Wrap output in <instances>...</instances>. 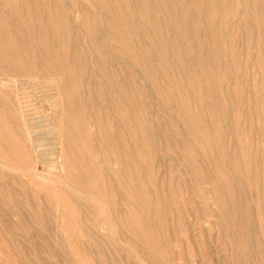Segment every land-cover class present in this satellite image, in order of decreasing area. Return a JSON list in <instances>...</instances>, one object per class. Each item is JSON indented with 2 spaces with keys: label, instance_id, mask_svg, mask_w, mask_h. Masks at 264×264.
<instances>
[{
  "label": "rangeland",
  "instance_id": "374dc122",
  "mask_svg": "<svg viewBox=\"0 0 264 264\" xmlns=\"http://www.w3.org/2000/svg\"><path fill=\"white\" fill-rule=\"evenodd\" d=\"M143 1L0 0V264H264V0Z\"/></svg>",
  "mask_w": 264,
  "mask_h": 264
},
{
  "label": "bare ground",
  "instance_id": "6f19581e",
  "mask_svg": "<svg viewBox=\"0 0 264 264\" xmlns=\"http://www.w3.org/2000/svg\"><path fill=\"white\" fill-rule=\"evenodd\" d=\"M143 1V0H142ZM144 2V1H143ZM209 2H210V0H209ZM243 2V1H242ZM160 3H161V1H160ZM211 3H212V1H211ZM214 3V2H213ZM226 3V2H225ZM220 4V3H219ZM252 4V3H251ZM144 5H145V3H144ZM172 5V4H171ZM208 5V4H207ZM217 5V4H216ZM221 5V4H220ZM224 5V4H223ZM231 5V4H230ZM144 7H146V6H144ZM232 9V8H231ZM146 10V9H145ZM222 10V9H221ZM107 11H108V9H107ZM208 11V10H207ZM248 11V10H247ZM136 12V11H135ZM138 12V11H137ZM183 12V11H182ZM209 12V11H208ZM227 12V11H226ZM225 12V13H226ZM195 13V12H194ZM214 13V12H213ZM145 14V13H144ZM228 14V13H227ZM4 15V14H3ZM203 17V16H202ZM80 18V17H79ZM166 18V17H165ZM197 18V17H196ZM195 18V19H196ZM112 19V18H111ZM205 19H206V17H205ZM223 19V18H222ZM118 20V19H117ZM136 20V19H135ZM243 20V19H242ZM262 20V19H261ZM86 21V20H85ZM180 21V20H179ZM254 21V20H253ZM223 23V22H222ZM186 24V23H185ZM191 24V23H190ZM195 24V23H194ZM220 24H221V22H220ZM215 25V24H214ZM234 26V25H233ZM208 27V26H207ZM213 27V26H212ZM192 28V27H191ZM196 28V27H195ZM214 28H215V26H214ZM151 31V30H150ZM223 31V30H222ZM146 32V31H145ZM162 32V31H161ZM219 32V31H218ZM153 33V32H152ZM155 34V33H154ZM153 34V35H154ZM186 35V34H185ZM196 36H198V34L196 35ZM226 37V36H225ZM151 38V37H150ZM156 38H157V36H156ZM154 39V38H153ZM158 39V38H157ZM189 39V38H188ZM185 40V39H184ZM232 40V39H231ZM229 41V40H228ZM230 42V41H229ZM154 43V42H153ZM206 43V42H205ZM237 43V42H236ZM172 44V43H171ZM229 44V43H228ZM159 45V44H158ZM188 46H190V45H188ZM227 46V45H226ZM147 47V46H146ZM189 48H191V47H189ZM208 48V47H207ZM206 48V49H207ZM153 49V48H152ZM207 51V50H206ZM154 52V51H153ZM210 52H211V50H210ZM205 53V52H204ZM220 53V52H219ZM233 53V52H232ZM100 55V54H99ZM234 55V54H233ZM236 55V54H235ZM255 57V56H254ZM237 58V57H236ZM259 58V57H258ZM239 59V58H238ZM207 60L208 61H210L208 58H207ZM214 60V59H213ZM167 61V60H166ZM216 61V60H215ZM163 62H165V61H163ZM246 62V61H245ZM125 63V62H124ZM211 64V63H210ZM64 65V64H63ZM68 66V65H67ZM251 66V65H250ZM142 69V68H141ZM77 70V69H76ZM215 70V69H214ZM133 71V70H132ZM135 71V70H134ZM78 72V71H77ZM76 72V73H77ZM145 72V71H144ZM178 72V71H177ZM183 72V71H182ZM195 72V71H194ZM74 73V72H73ZM235 74V73H234ZM240 75H242V74H240ZM80 76V75H79ZM256 76V75H255ZM7 77H9V76H7ZM59 77V76H58ZM12 78V77H11ZM31 78V77H30ZM29 80V79H28ZM88 81V80H87ZM60 82V81H59ZM221 82V81H220ZM199 84V83H198ZM203 85V84H202ZM206 85V84H205ZM204 85V86H205ZM164 86V85H163ZM60 87V86H59ZM165 88V87H164ZM214 89V88H213ZM215 90V89H214ZM175 96V95H174ZM235 97V96H234ZM229 98V97H228ZM236 100V99H235ZM239 100V99H238ZM167 101V100H166ZM241 102V101H240ZM90 103V102H89ZM239 103V102H238ZM244 105V104H243ZM245 106V105H244ZM90 107V106H89ZM170 108V107H169ZM233 108V107H232ZM250 108V107H249ZM48 109V108H47ZM247 109V108H246ZM49 110V109H48ZM96 110V109H95ZM236 110V109H235ZM103 111V110H102ZM240 112V111H239ZM249 112V111H248ZM47 113H48V111H47ZM104 113V112H103ZM176 113V112H175ZM186 113V112H185ZM206 113V112H205ZM208 113H210V112H208ZM254 113V112H253ZM252 113V114H253ZM1 114V113H0ZM117 115V114H116ZM233 115V114H232ZM255 116V115H254ZM98 119H99V117H98ZM3 120V119H2ZM262 120V119H261ZM263 121V120H262ZM35 123V122H34ZM29 125H30V123H29ZM83 125V124H82ZM31 126V125H30ZM43 126V125H42ZM18 128V127H17ZM45 128H47V127H45ZM131 128V127H130ZM49 130V129H48ZM172 130V129H171ZM175 130V129H174ZM110 131V130H109ZM50 132V131H49ZM137 133V132H136ZM43 135V134H42ZM133 135V134H132ZM47 136V135H46ZM136 137V136H135ZM178 138V137H177ZM48 139V138H47ZM170 139H171V137H170ZM181 139V138H180ZM125 141V140H124ZM47 142V141H46ZM186 142V141H185ZM37 144V143H36ZM51 144H53V143H51ZM195 144V143H194ZM255 144V143H254ZM49 145H50V143H49ZM54 145H56V144H54ZM202 145V144H201ZM38 146V145H37ZM42 146V145H41ZM47 147V146H46ZM45 147V148H46ZM61 147V146H60ZM37 148V147H36ZM41 148V147H40ZM48 148H50V146L48 147ZM55 148V147H54ZM100 148V147H99ZM35 149V148H34ZM51 149H52V147H51ZM61 149V148H60ZM39 151V150H38ZM35 152V151H34ZM37 152V151H36ZM62 152V151H61ZM201 153V152H200ZM37 154H38V152H37ZM22 155H24L23 153H22ZM39 155V154H38ZM252 155V154H251ZM256 156V155H255ZM237 157V156H236ZM36 158H38V157H36ZM52 158V157H51ZM126 158V157H125ZM232 158V157H231ZM39 159V158H38ZM41 159V158H40ZM234 159V158H233ZM239 159V158H238ZM43 160V159H42ZM222 160H223V157H222ZM235 160H237V158L235 159ZM37 161V160H36ZM44 161H45V159H44ZM47 161H50V160H47ZM238 161V160H237ZM240 161V160H239ZM43 162V161H42ZM130 162V161H129ZM202 162V161H201ZM207 162V161H206ZM40 163V162H39ZM64 159H63V157H62V155H59L58 156V159H57V163H56V165L55 166H57L56 167V171H58L57 173H56V171H55V173H56V175L54 176L57 180H60L62 177H63V169H64ZM131 163V162H130ZM244 163V162H243ZM44 164V163H43ZM143 164V163H142ZM205 164V163H204ZM47 165V164H46ZM54 165V164H53ZM107 165V164H106ZM207 165H208V163H207ZM214 165V164H213ZM51 166V165H50ZM147 166V165H146ZM111 167V166H110ZM9 168V167H8ZM38 168V167H37ZM41 168V167H40ZM144 168H146V167H144ZM210 168V167H209ZM16 169V168H15ZM111 169H112V167H111ZM11 170V169H10ZM14 170V169H13ZM29 170H30V168H29ZM36 170V169H35ZM42 170V169H41ZM53 170V169H52ZM113 170V169H112ZM38 171H39V169H38ZM49 171V170H48ZM69 171H70V169H69ZM151 171V170H150ZM149 171V172H150ZM42 172V171H41ZM47 172V170L45 171L44 170V173H46ZM73 172V171H72ZM93 172V171H92ZM48 173V172H47ZM49 173H50V171H49ZM84 173H85V171H84ZM99 173V172H98ZM217 173H219V172H217ZM51 174H52V172H51ZM91 174V173H90ZM157 174V173H156ZM92 175V174H91ZM93 175H95V174H93ZM219 175V174H218ZM90 176V175H89ZM88 177V176H87ZM80 178V177H79ZM177 178V177H176ZM224 178V177H223ZM202 179V178H201ZM66 180V179H65ZM176 180V179H175ZM225 181V180H224ZM195 182H196V180H195ZM182 183V182H181ZM177 184V183H176ZM227 186V185H226ZM170 187V186H169ZM93 188V187H92ZM200 189V188H199ZM198 189V190H199ZM71 190V189H70ZM96 190V189H95ZM213 191V190H212ZM180 193V192H179ZM172 194H173V192H172ZM190 194H194L193 192L192 193H190ZM94 195V194H93ZM179 196V195H178ZM201 196H204V195H201ZM142 197V196H141ZM194 198L195 197H197V196H193ZM198 198V197H197ZM196 198V199H197ZM129 199V198H128ZM262 200V199H261ZM111 202V201H110ZM252 202V201H251ZM109 203V202H108ZM261 203V202H260ZM260 205V204H259ZM262 207V206H261ZM260 207V208H261ZM49 208V207H48ZM154 208V207H153ZM264 209V208H263ZM107 210V209H106ZM51 211V210H50ZM108 211V210H107ZM225 212V211H224ZM119 213V212H118ZM229 213V212H228ZM255 214V213H254ZM117 215V214H116ZM176 215V214H175ZM113 216V215H112ZM228 216V215H227ZM238 216V215H237ZM229 217V216H228ZM232 218V217H231ZM234 218V217H233ZM84 221H86V220H84ZM87 224H89L88 222H87ZM115 227V226H114ZM115 229V228H114ZM165 230V229H164ZM226 231V230H225ZM99 233V232H98ZM71 234V233H70ZM99 235H100V233H99ZM235 240V239H234ZM238 244V243H237ZM126 246L128 245V244H125ZM239 245V244H238ZM127 247H129V246H127ZM59 251V250H58ZM66 258V257H65ZM8 262V261H7Z\"/></svg>",
  "mask_w": 264,
  "mask_h": 264
}]
</instances>
